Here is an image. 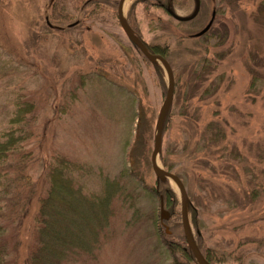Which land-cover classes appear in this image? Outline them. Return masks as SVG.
Masks as SVG:
<instances>
[{"label":"rangeland","instance_id":"rangeland-1","mask_svg":"<svg viewBox=\"0 0 264 264\" xmlns=\"http://www.w3.org/2000/svg\"><path fill=\"white\" fill-rule=\"evenodd\" d=\"M181 1L173 0L170 9L180 16L189 15L194 2ZM202 1L207 17L194 24L175 25L163 8H145L142 4L134 8L144 40L167 42L171 49H175V40L186 33L185 29L194 28V33L204 25L210 8L219 9L215 16L219 19L202 40L219 44L216 48L209 46L216 59L215 68L203 78L200 87L202 91L209 86L211 93L202 99L196 95L182 106L181 96L176 103L174 92L172 114L161 133L160 152L178 161L192 127L199 133L210 121L221 126L224 139L208 151L210 155L214 152L210 161L215 173L212 182H228L237 191L250 189L251 179L259 200L235 211L227 208L222 198L209 203L199 191L196 176L190 188L200 197L196 204L203 219L200 236L217 256L223 253L224 262L235 263L241 251V264H264V0ZM110 2L0 0V130L7 127L15 103L31 101L32 133L25 145L32 150L25 172L27 185H32L40 174L43 157L51 160L60 154L68 159L66 176L72 179L71 186L84 196L103 194L105 184L118 180L122 169L138 173L140 185L153 186L155 175L148 161L156 115L166 92V76L164 70L145 61L128 41L118 23L116 7ZM132 2L125 0L123 4L126 18ZM50 13L46 23L45 14ZM158 19L165 23V29L154 28ZM197 57L192 55V65ZM186 58L171 55L169 59L174 79L178 76L179 80L177 92L186 89L182 69ZM252 76L254 87H250ZM186 115L194 118L191 121ZM189 122L193 125L190 128ZM42 134L47 138L45 142ZM193 135L189 149L198 136L196 132ZM137 136L147 141L137 146L138 151L134 150ZM226 162L228 168H224ZM191 165L177 163L175 168L195 174ZM244 167L252 171L246 173ZM209 171L205 168L200 173L206 176ZM169 183L178 201L175 211L180 222L178 195ZM7 188V197H12L16 193L23 195L28 187L11 184ZM135 192L137 208L132 209L129 198L116 197L112 206L115 215L108 220L107 229L96 235L98 249L93 251L94 256H74L71 264H194L183 253L185 242L179 238L178 229L171 233L169 227L170 233L164 235L158 216L159 198L139 188ZM135 209L139 216L146 217L137 226L132 222ZM248 235L256 236L260 244H242ZM21 250L25 252L23 246L18 253ZM20 261L22 257L18 260L17 252L9 253L7 264H21Z\"/></svg>","mask_w":264,"mask_h":264},{"label":"trees","instance_id":"trees-1","mask_svg":"<svg viewBox=\"0 0 264 264\" xmlns=\"http://www.w3.org/2000/svg\"><path fill=\"white\" fill-rule=\"evenodd\" d=\"M111 1L110 4L113 7L117 6L118 0H105ZM191 1V0H190ZM95 1H92V3ZM187 2L182 0L181 3ZM201 5L196 17L188 21H176L175 25L183 23L198 22L201 18L207 17L208 12L202 0ZM137 4H142L145 8L159 7L166 11V7H171L173 0H134L127 11V21L136 36L141 40L145 47L152 53H159L164 56L172 67L170 56L185 58L183 66V72L186 73L185 87L183 92H177L176 86L178 84V76H176L174 92L176 103L180 102L184 106L190 102V99L196 95L199 99L204 98L211 93L209 86L200 90L202 81L205 76H208L212 69L215 68V58L209 51V46L216 48L219 44L214 42L212 45L208 41H202L205 38L213 24L216 17L214 16L213 22L209 29L202 35L194 36V28H187L184 30V35L178 37L175 40V49H171L170 44L167 42L151 43L144 40L139 29L138 21L135 17V7ZM216 10V16L219 14V9ZM47 19H50L51 13L45 14ZM67 16V15H66ZM65 18V17H64ZM202 19V20H203ZM50 21V20H49ZM60 24L65 22L60 18ZM200 21L197 26H200ZM49 24V23H48ZM158 26L154 27L157 30L165 29V23L157 20ZM196 25V24H195ZM62 27V26H61ZM64 28V27H62ZM187 40V43H183V40ZM189 43V44H188ZM136 51L147 61V59L138 51V48L133 45ZM198 54L196 62L190 61L192 55ZM150 63L149 61H147ZM190 63V64H189ZM154 68L160 70L161 68L157 64L150 63ZM173 69V68H172ZM174 73V71H173ZM252 73V72H251ZM175 77V74H174ZM255 76H252L250 87H254ZM200 91V92H199ZM199 92V93H198ZM173 100L165 114L163 122V132L167 128V122L172 114ZM32 103L30 100L22 99V102L15 103L12 115L7 118V127L0 130V264H7V258L11 251L17 252V259L22 257L21 264H71L74 262V256L88 255L93 257L95 249H98V242L96 235L98 232L106 230L108 220L115 215L113 209L114 199L121 197L126 200L129 198L130 206L133 207L137 203L138 194L135 192V188H139L143 193L147 195H156L158 198H162L163 207L169 212V218L164 220L163 223H168L171 233L178 229L179 238L183 241V235H181L182 226L178 219L177 212L175 211V205L177 206V198L175 192L170 187L167 181H160L155 179L153 186L147 188V186L140 185L142 181L141 176L134 171H128L122 169L120 178L105 184L103 188V194L97 196H84L79 190L72 187L70 178L67 175L68 172V159L63 155L55 154L51 160L46 157L42 158V170L37 176L32 185L28 184V178L25 176L26 168L31 163V149H26L25 145L29 143V136L31 135V127L33 120ZM30 113V115H29ZM29 115V116H28ZM185 116V115H184ZM187 116V115H186ZM191 115L186 119L192 121ZM190 123V122H189ZM189 128L193 125L188 124ZM140 134V123L136 125ZM189 139L184 141L180 150V159L178 161H172L168 158L166 153H159V160L163 165V168L175 173L184 183L188 198H189V219L194 229L199 230V233H195V241L199 247L204 258L211 264L224 263V255L217 256L212 248L205 246L200 236V228L202 227V218L198 212L197 199L199 196L194 195V191L190 186L195 182L196 176L199 178V191L207 197V202L222 198L227 202V208L232 211L242 210L246 206H249L253 200L258 202L259 195L255 184L249 179L248 183H252L250 189L234 190L229 183L214 184L212 178L214 177V168L210 165L211 155L214 153L211 151L208 153L211 146H215L219 141H222L225 137V132L217 123L210 121L206 123L200 132L198 133L193 127L191 129ZM197 133V138L190 146V139L194 137V133ZM46 134V133H45ZM46 136V135H45ZM42 141H46L47 138L42 134ZM147 141L141 140V137L137 136L134 141V150L138 151V148L144 146ZM137 146H139L137 148ZM188 150V151H187ZM226 161V160H225ZM150 161H148L149 163ZM177 163H181L185 167L189 164L191 169L195 170V174H188L184 170L175 168ZM229 163L226 162L224 168H228ZM208 168L209 171L206 176L201 175L200 170ZM197 169V170H196ZM246 173H250L252 169L244 167ZM137 178V179H136ZM186 180H185V179ZM228 183V184H227ZM14 184L18 187L27 188L26 193L21 195L14 194L12 197H7L8 185ZM117 190V191H116ZM205 190V191H204ZM4 192L6 195H4ZM123 192V193H121ZM120 194V195H118ZM226 198V200H225ZM136 207V206H135ZM137 208V207H136ZM137 210L134 211L133 224L137 226L141 221H145L146 217L139 216ZM153 218L156 222V216ZM172 221L173 225L169 223ZM180 230V231H179ZM157 231V230H156ZM157 233V232H156ZM164 235H167L163 230ZM169 234V233H168ZM252 239V240H251ZM243 243L253 242L260 244V239L256 236H246L243 239ZM239 240V241H242ZM257 241V242H256ZM185 242V241H184ZM23 246L25 252L18 253V248ZM259 246V245H258ZM186 257L194 264L195 261L186 246L182 249ZM243 252L239 251L237 257L234 258L235 263L241 264ZM17 264V263H16Z\"/></svg>","mask_w":264,"mask_h":264},{"label":"water","instance_id":"water-1","mask_svg":"<svg viewBox=\"0 0 264 264\" xmlns=\"http://www.w3.org/2000/svg\"><path fill=\"white\" fill-rule=\"evenodd\" d=\"M125 0H118L117 3V20L118 23L123 30L124 34L126 35L128 41H130L133 45H135L138 48V51H140L143 56L147 59V61L158 64L166 76V92L164 95V98L161 102V105L159 107L156 120H155V128H154V137H153V143L151 153H150V165L151 169L155 175V178L160 181H168L175 186L176 193L178 195L179 199V209H180V223L182 226V232L184 241L195 261L196 264H211L209 263L204 256L202 255L199 247L197 246V243L194 238L193 234V228L189 221V215H188V205H189V198L185 189V185L181 181V179L174 174L171 171H168L162 167L158 160V154L161 147V136H162V128H163V122L165 118V114L167 113V110L171 104L170 101H172L173 93H174V76L173 71L168 63V61L160 54L157 53H151L140 41V39L132 32L130 26L128 25L127 21L125 20L123 16V4ZM195 7L190 16L181 17L176 14H174L171 10H168L172 17H174L176 20H188L196 14L198 10L199 0H194ZM212 21V18L208 21V23L203 27L196 35L202 34L204 31L208 29ZM159 219L162 222L163 220L168 219L169 213L165 208L163 207L162 198L159 199ZM163 224V223H162ZM163 227L165 228V232L169 233V230L165 224H163ZM195 232L198 234L199 230L195 229ZM217 264H234V263H217Z\"/></svg>","mask_w":264,"mask_h":264},{"label":"flooded vegetation","instance_id":"flooded-vegetation-1","mask_svg":"<svg viewBox=\"0 0 264 264\" xmlns=\"http://www.w3.org/2000/svg\"><path fill=\"white\" fill-rule=\"evenodd\" d=\"M199 5H201L200 0H199ZM199 5H198V6H199ZM199 8H200V6L198 7V10H197L195 16L197 15V13H198V11H199ZM166 10H167V9H166ZM192 11H193V10H192ZM191 13H192V12H191ZM191 13H190V14H191ZM215 14H216V10H215V8H210L209 15H208L209 17H208V19L206 20V22L204 23V25L200 26V29H201L202 27H205V24L209 21V19L212 18V20H213L214 16H216ZM200 29H199V30H200ZM199 30H198V31H199Z\"/></svg>","mask_w":264,"mask_h":264}]
</instances>
